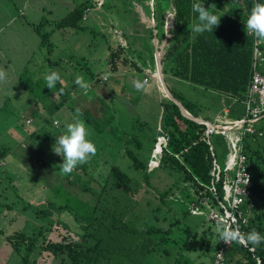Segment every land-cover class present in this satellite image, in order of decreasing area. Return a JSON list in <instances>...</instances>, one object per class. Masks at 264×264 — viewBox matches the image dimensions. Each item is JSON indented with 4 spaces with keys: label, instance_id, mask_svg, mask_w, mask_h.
<instances>
[{
    "label": "trees",
    "instance_id": "trees-1",
    "mask_svg": "<svg viewBox=\"0 0 264 264\" xmlns=\"http://www.w3.org/2000/svg\"><path fill=\"white\" fill-rule=\"evenodd\" d=\"M193 2L195 0H86L79 2L59 19L46 17L44 20V15L37 23H32L40 35V49L48 48L44 65L49 73L58 69L62 80L53 90L46 87L45 79L37 82L45 83L41 89L43 92L38 94V101L35 102L37 108L39 102H43V97H49L43 110L51 115L64 110L69 113L67 118L72 119L70 123L77 118L76 110L79 109L82 114L80 118L85 121L89 139L95 143L97 152L71 174H62L58 165L63 163V157L54 151L51 154L48 152V155L41 148V143H56V138L64 133L62 122L60 127H56L53 121L58 119L52 116L48 121L44 117L45 111H40L43 125L37 131L28 133L29 139L26 138V144L22 145L23 158L36 179L43 181L51 193L46 201L31 206L45 221L55 219L49 230L50 233L56 230L60 238H48L44 224L33 227L32 231L20 229L10 234L2 231L21 264H32L31 257L39 248L41 254L47 252L50 256L62 257L63 264H155L151 263L155 253L164 255V264H198V258L202 256L209 259L199 264H212L221 247L228 264H264V243L255 247H245L235 242L223 246L217 233L219 241L214 245L211 227L201 232L182 224L183 217L192 214L195 207L207 208V220L214 226L221 219L218 222L209 219L211 209H219L224 216L219 201L225 202V173L222 172L220 180L215 183L218 198L212 189L215 181L214 159H217V155L214 148L213 156L211 145L205 138L206 124L184 115L180 107L167 97L161 99L159 104L161 124L158 118L146 120V115L143 116L135 108L140 102L132 97V90H126L124 86L122 91L131 93V97L121 99L122 95L115 88V84L128 72L152 76L156 70L154 50L150 49L151 55L143 63L137 61L134 54L141 53L134 39L146 32L159 41L166 38V51L162 57L165 75L171 74L177 81H187L219 92L229 97L231 102H242L246 111L254 47L253 38L246 31V21L254 4L264 3V0H200L206 9L214 4L210 11L221 17L219 26L203 34L191 31V26L199 23L198 14L192 11ZM136 4L141 5L142 11L153 18L154 26L147 27L146 23H141ZM43 8L41 11L45 14L53 13L45 6ZM100 12L108 17L110 13L118 17L122 12L128 14L122 23L126 45L117 38H108L107 33L99 29V22L94 23L96 27L85 24L91 15L96 19L101 16ZM168 14L174 16V22L167 30ZM128 22L143 27V31L133 28L136 34H130L127 31ZM47 25L49 31H43ZM88 29L94 40L97 39L96 44L102 40L103 48L107 50L104 54L105 64L95 69L103 59L96 51L92 67L86 56L74 59L77 57L75 53L67 55L66 62L71 65V70L62 66L65 60L54 58L52 37L55 31L64 30L61 32L69 34ZM132 42L133 46L130 47ZM262 47L264 49V45ZM71 71L72 84L63 75V72ZM77 75L83 76L89 84L88 90L75 85ZM155 77L160 78V89L165 96L168 95L161 77ZM169 78L167 76L166 79ZM19 80L28 89L34 79L26 69ZM170 90L191 114L200 117L192 102H185L175 87H170ZM51 92L58 93V97H50ZM29 123L25 121V124ZM255 127L256 132L243 138L246 166L253 178L251 197L254 205L250 207L248 200L241 204L244 215L238 218V227L244 234L256 229L264 235V117L255 123ZM218 128L221 126L215 130ZM158 129L167 136L168 142L153 156ZM35 133L41 134L42 142L37 140ZM220 135L225 137L230 147L226 134ZM18 143L15 147L0 143V173L7 174L11 180L13 175L2 171L5 168L2 163L10 154L16 155L14 150ZM153 158L158 163L150 168ZM161 172L173 178L171 186L162 190L156 188L153 182ZM153 189L160 201L155 206L150 197ZM143 201L151 208L142 209ZM61 215L72 218L78 229L61 219ZM167 221H170L169 226ZM72 233L76 235L75 238ZM195 253L198 255L195 256Z\"/></svg>",
    "mask_w": 264,
    "mask_h": 264
},
{
    "label": "rangeland",
    "instance_id": "rangeland-1",
    "mask_svg": "<svg viewBox=\"0 0 264 264\" xmlns=\"http://www.w3.org/2000/svg\"><path fill=\"white\" fill-rule=\"evenodd\" d=\"M82 1L86 0H36L30 3H26L25 0L22 2H20V0H0V68H3L7 73L6 80L0 82V143H3L8 147H15L18 141L20 142L18 143V147L21 148L19 149L17 147L14 150L16 155L11 156L10 154L7 160H4L2 163V165L5 166L2 171L9 173V176L12 174L13 180H11V177L8 178L7 174L5 176L3 172L0 173V202L5 204L2 205L0 203V264H21L19 256L15 255L13 248L2 235V231L6 234H10L15 230L20 229L32 231L33 227L44 224L45 229L48 230H45V234L49 236L48 238L54 240L60 238L56 230L53 229L52 233H50L49 230L50 227L54 225L52 223L55 219L52 218L50 222L48 220L45 221L36 214L33 209L34 207H32L33 205L31 206V204L39 205L43 201H46L51 193L48 190L49 188L44 185L43 181L38 178L36 179V175L29 170L28 165H26L23 158L22 145H25L26 141L29 139L28 133L30 131L38 130L43 125L41 124V118L39 116L41 114L40 111L44 109L43 106L45 105V101L47 100V102H49L50 100L49 97H43V100H41L43 102H39V104L37 103L39 109L35 104V102L38 101V94L42 93L43 91H41V89L45 87L44 82H40V84L37 82L42 80V78L45 79L46 74L49 73V69L44 65V55L48 56V48L45 47V50L40 49V35L34 30L32 23H37L44 15V20L46 17L58 18L64 16L65 12L71 10L72 7ZM16 6H18V8ZM43 6H45L46 10L52 11L53 15L49 13L45 14L41 11L40 9ZM20 7L22 8L21 10L19 9ZM136 10L139 12L141 23H146L147 27L154 26L153 18L151 16L148 17L145 12L142 11L143 8H141V5L136 4ZM100 14L103 17L102 20L100 16L96 19L91 15L90 20L86 21L85 24H88L90 27H96L94 23L99 22L101 26H99V29L102 32H106L108 38H117L126 45L127 38L125 37V29L123 28L124 25H122V23L125 22L128 14L125 15L122 12L121 17L115 16L111 13L110 17L107 15L105 16L102 12H100ZM11 15H15L16 17H12L13 19L11 20ZM113 19L115 21H113ZM171 19H173L172 14H168L166 17V21L168 20L167 25H171ZM114 28L117 30H123V34H117L114 31ZM133 28L143 31V27L137 25L134 26V23L128 22L127 31H129L130 34H136ZM45 30L49 31L48 25L43 29V31ZM61 31H55L52 37V43L55 44L54 58H62L65 60L62 66L71 70V65L66 62L68 60L67 55L75 53L77 57H73L74 59H80L81 56H86L87 60H90L89 64L92 67L91 63L94 60V57H96L95 54L97 51V54H100L98 56L103 59L101 63L99 62L97 64L98 66L95 69L101 68V64L105 62L104 54L107 52V50L103 48L102 40L96 44L97 39L94 40V36L90 29L69 34H64ZM137 37L139 38L134 39V41L135 43L137 42V48H139L141 52L134 53L137 61L142 63L148 61L151 55L150 49L154 50L155 55L157 54L158 57L164 55L167 46L166 38L163 41L157 42L154 38L147 35L146 32ZM155 43H157L158 49ZM132 46L133 42L130 47ZM104 49L105 51H103ZM82 62L85 61L82 60ZM26 69L34 79L28 89H25L19 80L22 72ZM68 69L66 70L69 71ZM56 71H58V69H56ZM147 72L148 70H146V73ZM155 72L156 70L153 73ZM63 75H65L72 84V71L70 73L63 72ZM153 76L160 77L162 74H159V71H157L156 74L150 76L149 74L144 75L141 72L131 71L128 72L123 79L119 80L118 84H115V88L118 90L117 93L122 95L121 99L131 97V93L127 94V92L122 91L124 86L126 87V90L131 89L132 97L137 98L140 102L139 104H136V110L143 116L146 115V120L153 121L158 118L159 122L160 116L158 114L160 111V100L164 99L166 96L160 89V82ZM167 76H170V78L166 79ZM146 77L148 80H146ZM162 77H165L167 86H170L171 88L175 87L176 91L183 95L185 102H192L194 108L202 117L208 118L212 121L216 115L225 116L226 121H236L245 117L246 111L244 103L242 102L227 101L226 107L229 109L228 112L225 113L224 111H221L225 103L221 101L222 95L219 92L204 89L201 86L191 84L187 81H177V79L172 78L171 74H164ZM137 79L139 81H136ZM135 81L142 85L143 83H151L146 88V91L148 92L142 93V89L144 90L145 86L141 89L139 88L140 85ZM151 87L155 89L150 91ZM88 89L89 87L87 90ZM57 94L58 93H52L50 97L53 96L56 99L58 97ZM91 99L92 96L89 97V100ZM145 111L148 112V114ZM68 115L69 113L64 110L53 115L46 111L44 113V117L48 121H51L53 117L61 120L58 124H55V126L60 127L62 122L63 126L61 128L64 132L66 131V124L72 121V119L70 120L67 118ZM123 117L124 116L122 115V118ZM143 119L145 118L143 117ZM26 120L30 122L28 125L25 124ZM159 124L161 123L159 122ZM218 124L229 125L230 123L220 121ZM159 127H161V125ZM224 128L227 129V127ZM233 129V131H228L229 136L226 135L230 147L223 135H220V133L212 134V142L216 151L217 160L224 170L226 169L229 157H232L239 148L237 145V133L240 132L241 127H234ZM58 130L61 131L60 129ZM159 131L160 130L158 129V133ZM34 136L37 137L39 142H42V136L40 133H35ZM26 138L28 139L26 140ZM41 148L42 150L44 149V152L48 155V152L51 154L53 151V145L51 143H41ZM229 174H231L230 178H232L235 171L230 170ZM172 181L173 178L163 172L159 173V175L153 179L155 187L160 190L169 188ZM150 197L154 206L159 204L160 201L154 189ZM141 206L142 209L151 208V206L149 207L147 205L146 201H143ZM206 210L207 208H201L199 214L193 212L192 214H187L183 217L182 224L183 226L185 224L193 230L197 229L201 232L202 230L207 229V227H211L214 232L212 241L214 245H217L219 239L216 226L208 222ZM60 217L70 224L72 228L74 227V229H78L72 218L65 215H61ZM168 223H170V221H167V225ZM61 230L66 232L64 229ZM187 236L189 235L187 234ZM73 237L75 238L76 235L73 234ZM197 255L198 253H195V256ZM162 256L164 255H159V253L153 254L151 263L155 262V264H164L165 257ZM205 259L208 260L209 258L207 256L198 258V264ZM62 260V257L50 256L47 252L41 254L40 248L37 249L31 257L32 264H63Z\"/></svg>",
    "mask_w": 264,
    "mask_h": 264
},
{
    "label": "built area",
    "instance_id": "built-area-1",
    "mask_svg": "<svg viewBox=\"0 0 264 264\" xmlns=\"http://www.w3.org/2000/svg\"><path fill=\"white\" fill-rule=\"evenodd\" d=\"M114 31L117 34H123L122 30H117L114 28ZM248 34L253 37L254 47L252 58V76L247 92V98L245 100V117L236 121H225L227 123L229 122V125L218 124L220 121H205L204 123L201 122L202 120L199 121V123L206 124L207 126L205 138L211 145V151L214 157L215 152L214 145L211 140V135L215 133H222L229 136L228 131L232 130L234 127H241L240 132L237 133V145L239 146V148L232 157H229L226 169L224 170L220 166V164L217 162L216 157L214 159L213 176L215 178V181H213L212 189L217 197L218 193L215 187V183L220 180L221 173H225V202L221 200L219 201L221 208L224 209V212L222 213L224 214V216H222L220 214V210L216 208L211 209V211L209 212L210 216L208 215L209 219L216 222H218L220 219H228L229 222H232L234 220L235 223H233V227H238V218L244 215L243 210L241 209V204L248 200L250 207L254 205L251 197L253 178L246 166L247 157L243 153V138L246 134L256 132L255 123L262 117H264V49L262 47L264 45V41H259L255 37L254 33L248 32ZM146 80H148V78H146ZM210 125H214V127L221 126V129L218 128L217 130H214V127L210 128ZM224 127H227V129H225ZM167 142L168 138L165 134L158 135L156 149L154 150L153 156H156V151L165 147L167 145ZM151 163L152 164H150V168L157 166V162L155 163L154 161H151ZM230 170L235 171V174L231 179V174H229ZM200 211L201 209H199L198 207L192 209V212L196 214H199ZM221 244L223 246L228 245V243L224 241H221ZM212 264H228V262L225 260L223 247L218 249V251L216 252L215 259Z\"/></svg>",
    "mask_w": 264,
    "mask_h": 264
},
{
    "label": "clouds",
    "instance_id": "clouds-1",
    "mask_svg": "<svg viewBox=\"0 0 264 264\" xmlns=\"http://www.w3.org/2000/svg\"><path fill=\"white\" fill-rule=\"evenodd\" d=\"M213 5H211L209 9H206L204 3H201L200 0H195V2H193L192 11L198 14L197 18L199 23L191 26L192 32L203 34L205 32H211L213 28L219 26L221 17L210 11ZM246 31L254 33L259 41H264V3L256 2L254 4L246 21ZM156 41L159 42V40ZM157 69L158 66L156 67V72L152 74H156ZM6 78V71L3 68H0V82L5 81ZM45 80L46 87L51 90L55 88L57 82L62 83L61 76L57 71H52L49 74H46ZM74 83L82 89H87L89 87V84L81 75L76 76ZM76 114L77 118L73 122L66 124V131L56 138V143L53 145V151L63 157V163L58 166L60 172L65 175L71 174L78 165L87 163L97 152L95 143L89 139L90 133L86 127L85 121L80 118L82 114L79 109L76 110ZM196 118L210 121L201 116ZM58 123L59 121H53L54 125ZM161 134L164 133L159 131L158 135ZM152 161L158 163L156 158H153ZM233 223H235L234 220L229 222L227 219H221L216 224V231L219 235L220 241H224L228 244L235 242L242 244L245 247L248 245L255 247L264 243V235H261L256 229H252L249 233L244 234L240 231L239 227H233Z\"/></svg>",
    "mask_w": 264,
    "mask_h": 264
},
{
    "label": "water",
    "instance_id": "water-1",
    "mask_svg": "<svg viewBox=\"0 0 264 264\" xmlns=\"http://www.w3.org/2000/svg\"><path fill=\"white\" fill-rule=\"evenodd\" d=\"M173 16V15H172ZM173 22H174V16H173V19H171L170 23L171 25H166V29L168 30L170 27L173 26ZM155 25V23H154ZM155 33H157V31L155 30ZM154 40H158L157 37L154 38ZM158 42V41H157ZM157 45V43H155ZM157 49H158V45H157ZM156 62H157V66H158V69L157 71L160 72V74H162V76H164V73H163V63H162V56L161 57H158L157 54H156ZM161 80H162V83L165 85V89L168 93V95H166L169 99L173 100L181 109L182 113L186 116H188L189 118L195 120V121H201V119L199 118H196L193 114H191L185 107L184 105L177 99L174 97L173 93L171 92L170 88L167 86V84L165 83V80H164V77H161ZM201 122H205L204 120H202Z\"/></svg>",
    "mask_w": 264,
    "mask_h": 264
},
{
    "label": "crops",
    "instance_id": "crops-1",
    "mask_svg": "<svg viewBox=\"0 0 264 264\" xmlns=\"http://www.w3.org/2000/svg\"><path fill=\"white\" fill-rule=\"evenodd\" d=\"M22 1H23V0H20V2H22ZM32 1H36V0H25L26 3H30V2H32ZM16 7L18 8V6H16ZM72 8H74V7H72ZM72 8H71V9H72ZM19 9L21 10L22 8L20 7ZM40 10H44V8L41 7ZM68 11H69V10H68ZM68 11H67V12H68ZM20 13H21V11H20ZM65 13H66V12H65ZM14 16H15V15H11V20L13 19L12 17H14ZM15 17H16V16H15ZM100 18H101V20H102L103 17L100 16ZM251 37H252V36H251ZM252 38H253V37H252ZM152 75H154V74H152ZM153 77H155V76H153ZM169 77H170V76H169ZM172 78H173V77H172ZM154 80H155V79H154ZM136 81H139V80L137 79ZM136 81H135V82H136ZM155 81H156V80H155ZM158 81L160 82L159 79H158ZM136 83H137V82H136ZM137 84H138V83H137ZM150 84H151V83H146V84L143 83V85H142L141 83H139L138 85H140L139 87H140L141 89L143 88V86H145V89H144V90L142 89V91H143L142 93H147L148 91H146V88H147ZM159 85H160V84H159ZM168 87H169V86H168ZM154 89H155V88L151 87L150 91H151V90H154ZM145 91H146V92H145ZM150 91H149V92H150ZM211 91H212V90H211ZM215 92H216V91H215ZM221 95H222V94H221ZM231 99H232V98H231ZM221 101H222L223 103H225V105H224L223 108H222L223 110L221 109L222 106L220 107V109H221V111H224L225 113H227L229 108L226 107V102H227V101H230V100H229V97H225V96L222 95V99H221ZM201 117H202V116H201ZM202 118H205V117H202ZM205 119H206V118H205ZM207 120H209V119L207 118ZM210 121H212V120H210ZM213 121H214V122L226 121V117H225V116L216 115Z\"/></svg>",
    "mask_w": 264,
    "mask_h": 264
},
{
    "label": "bare ground",
    "instance_id": "bare-ground-1",
    "mask_svg": "<svg viewBox=\"0 0 264 264\" xmlns=\"http://www.w3.org/2000/svg\"><path fill=\"white\" fill-rule=\"evenodd\" d=\"M159 74H160V72H159ZM160 77H162V76H160ZM165 86V85H164ZM214 127V125H210V128H213ZM215 128L216 127H214V130H215Z\"/></svg>",
    "mask_w": 264,
    "mask_h": 264
}]
</instances>
